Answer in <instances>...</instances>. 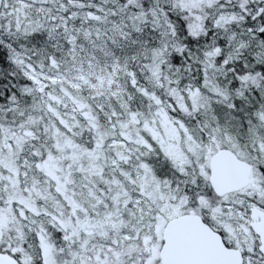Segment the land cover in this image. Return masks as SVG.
Instances as JSON below:
<instances>
[{"label":"snow or ice","instance_id":"6c2138e0","mask_svg":"<svg viewBox=\"0 0 264 264\" xmlns=\"http://www.w3.org/2000/svg\"><path fill=\"white\" fill-rule=\"evenodd\" d=\"M0 264H264V0H0Z\"/></svg>","mask_w":264,"mask_h":264}]
</instances>
